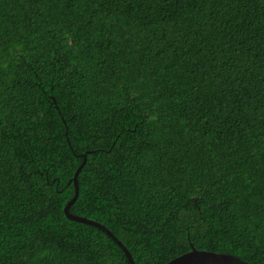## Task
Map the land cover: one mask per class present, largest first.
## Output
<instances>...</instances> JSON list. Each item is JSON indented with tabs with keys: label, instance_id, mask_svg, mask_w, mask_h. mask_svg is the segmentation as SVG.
Here are the masks:
<instances>
[{
	"label": "trees",
	"instance_id": "1",
	"mask_svg": "<svg viewBox=\"0 0 264 264\" xmlns=\"http://www.w3.org/2000/svg\"><path fill=\"white\" fill-rule=\"evenodd\" d=\"M264 264V0H0V264Z\"/></svg>",
	"mask_w": 264,
	"mask_h": 264
},
{
	"label": "water",
	"instance_id": "2",
	"mask_svg": "<svg viewBox=\"0 0 264 264\" xmlns=\"http://www.w3.org/2000/svg\"><path fill=\"white\" fill-rule=\"evenodd\" d=\"M84 160L81 163V165L77 168L76 172L73 175L72 182L74 186V196L73 198L66 204V206L63 208V212L67 219L78 222V223H85L90 226H94L98 228L99 230L103 231L107 234L124 252L128 263L129 264H135L131 254L126 250V248L123 246V244L103 225L87 220L75 215H72L69 213V209L72 206V204L75 202L78 196V185H77V175L79 171L82 169L83 165L85 164V155H83ZM201 260V261H219L221 264H248L244 261L239 260V258L233 256V255H227V254H220L215 252H209V251H203V250H197L192 244H190V250L184 254L179 255L178 257L170 260L169 262L165 264H178L181 260Z\"/></svg>",
	"mask_w": 264,
	"mask_h": 264
},
{
	"label": "snow or ice",
	"instance_id": "3",
	"mask_svg": "<svg viewBox=\"0 0 264 264\" xmlns=\"http://www.w3.org/2000/svg\"><path fill=\"white\" fill-rule=\"evenodd\" d=\"M178 264H221L219 261L181 260Z\"/></svg>",
	"mask_w": 264,
	"mask_h": 264
}]
</instances>
